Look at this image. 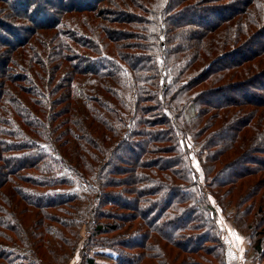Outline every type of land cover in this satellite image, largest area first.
I'll list each match as a JSON object with an SVG mask.
<instances>
[{"label": "trees", "instance_id": "obj_1", "mask_svg": "<svg viewBox=\"0 0 264 264\" xmlns=\"http://www.w3.org/2000/svg\"><path fill=\"white\" fill-rule=\"evenodd\" d=\"M210 198L264 260V0H0V264H229Z\"/></svg>", "mask_w": 264, "mask_h": 264}, {"label": "rangeland", "instance_id": "obj_2", "mask_svg": "<svg viewBox=\"0 0 264 264\" xmlns=\"http://www.w3.org/2000/svg\"><path fill=\"white\" fill-rule=\"evenodd\" d=\"M229 134V133H228ZM228 134H224L221 140H226ZM198 160V158H197ZM196 161V168L198 172H201V167L198 165L199 161ZM238 171V168H234L232 172ZM202 173V172H201ZM225 178V176H224ZM213 206L216 208V214L218 219V225L222 229L223 239L226 242V253L228 256L229 264H264V260L258 258L253 251L249 249V236L239 230L234 224L230 216L232 208L226 213H223L219 205L215 200L210 198ZM70 264H81V255L77 253L74 258L70 260ZM106 259H98L99 263H104Z\"/></svg>", "mask_w": 264, "mask_h": 264}]
</instances>
